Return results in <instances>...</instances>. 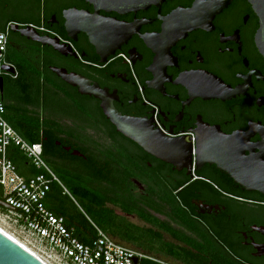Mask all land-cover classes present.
Returning <instances> with one entry per match:
<instances>
[{
  "label": "flooded vegetation",
  "instance_id": "af4514ba",
  "mask_svg": "<svg viewBox=\"0 0 264 264\" xmlns=\"http://www.w3.org/2000/svg\"><path fill=\"white\" fill-rule=\"evenodd\" d=\"M221 1L207 30L182 36L168 19L195 0L99 11L136 31L111 48L105 36L99 47L83 32L68 39L64 11L95 14L84 0H0L7 119L39 136L51 199L82 184L138 227L136 264H264L260 25L247 0ZM26 28L71 52L21 36Z\"/></svg>",
  "mask_w": 264,
  "mask_h": 264
},
{
  "label": "built area",
  "instance_id": "2783aa9c",
  "mask_svg": "<svg viewBox=\"0 0 264 264\" xmlns=\"http://www.w3.org/2000/svg\"><path fill=\"white\" fill-rule=\"evenodd\" d=\"M7 34L0 33V67L6 66ZM3 70L0 69V78ZM16 149L29 164L39 171L30 178L21 176L9 159V151ZM47 170L40 144L24 141L7 123L5 105L0 87V189L5 204L16 210L1 212L0 216L27 235L28 244L43 248L49 258L65 264H135L142 254L128 248L93 226L94 238L88 244L79 241L74 229L66 226L64 220L53 215L44 204L56 178H46ZM63 192L71 196L61 187ZM72 199V198H71ZM73 200V199H72ZM74 201V200H73ZM36 247V248H35ZM31 248L34 252L35 250ZM40 252V249H36ZM39 259L47 264L35 252ZM37 257V258H38Z\"/></svg>",
  "mask_w": 264,
  "mask_h": 264
},
{
  "label": "water",
  "instance_id": "95a60500",
  "mask_svg": "<svg viewBox=\"0 0 264 264\" xmlns=\"http://www.w3.org/2000/svg\"><path fill=\"white\" fill-rule=\"evenodd\" d=\"M95 8V14L77 12V10H69L63 12L64 29L70 41H76V34L78 32L85 33L92 45L101 46L99 39L105 36L112 43L111 48H114L121 43L126 42L131 33H136L132 28L118 25L116 21H109L99 17L98 12L125 14L128 12H136L146 10L150 6L160 7L166 0H84ZM252 6L253 11L259 19V29L256 34V45L259 52L264 57V0H247ZM227 2L218 0L211 2H204L203 0H195L193 6L187 10H177L174 12L169 22L177 23L176 34L182 36L188 32L203 29L207 30L211 19L218 14ZM125 30V32H123ZM165 30V29H164ZM167 31V29H166ZM21 36L30 39L42 46H49L60 54L66 55L71 52L70 45L61 44L58 39L52 38L49 35L40 36L35 29L26 28L19 31ZM121 34L120 36L118 35ZM3 71L6 66L0 67ZM0 87L2 89V79L0 78ZM160 142V141H159ZM170 140H161L163 148H170ZM0 208L12 211L17 209L5 204L0 200ZM137 261H135V264ZM0 264H45L33 253L24 249L14 240L0 232Z\"/></svg>",
  "mask_w": 264,
  "mask_h": 264
},
{
  "label": "trees",
  "instance_id": "16d2710c",
  "mask_svg": "<svg viewBox=\"0 0 264 264\" xmlns=\"http://www.w3.org/2000/svg\"><path fill=\"white\" fill-rule=\"evenodd\" d=\"M37 12L38 14L41 13V16L46 15L44 26H48L47 23L50 19V14L44 6L40 8L39 2H37ZM3 103L5 105L6 114L8 105L5 102ZM5 119L10 127L19 134L24 141L29 144L40 143L41 140L38 135L20 133L18 129L11 125L6 115ZM9 159L15 165L18 173L24 178H30L39 173V171L34 169L29 164L28 160L16 149H11L9 151ZM52 187L53 184L51 188ZM63 187L74 201L63 192L62 188L57 187L58 192L54 195V198L51 199L52 195L49 192L44 204L53 215L62 218L66 226L74 229V235L79 241L88 244L89 241L94 238L92 226L94 225L118 243L128 248L139 250L140 230L136 225L129 223L123 217L110 212L105 207V198L100 194H93L88 186L82 184H77V186L76 184H64ZM0 200H2L1 189ZM0 211L5 212V210L1 208Z\"/></svg>",
  "mask_w": 264,
  "mask_h": 264
},
{
  "label": "rangeland",
  "instance_id": "374dc122",
  "mask_svg": "<svg viewBox=\"0 0 264 264\" xmlns=\"http://www.w3.org/2000/svg\"><path fill=\"white\" fill-rule=\"evenodd\" d=\"M0 228L5 230L8 234L14 237L19 243H21L25 247L29 246L30 248H33V245H35V243L31 241L28 244L27 241L29 240L27 238V235L25 233H22L18 228H15L10 222L6 221L1 216H0ZM36 249H40V252H38ZM36 249H34L35 252H37L47 264H65V262L61 263L55 260L53 257L49 258V254L45 253L43 248L37 247Z\"/></svg>",
  "mask_w": 264,
  "mask_h": 264
},
{
  "label": "bare ground",
  "instance_id": "6f19581e",
  "mask_svg": "<svg viewBox=\"0 0 264 264\" xmlns=\"http://www.w3.org/2000/svg\"><path fill=\"white\" fill-rule=\"evenodd\" d=\"M0 232H2L3 234H5L6 236H8L9 238H11L12 240H14L16 243H18L20 246H22L24 249L28 250L29 252L33 253L36 257H38V255L29 247H25L23 246L21 243H19L14 237H12L10 234H8L5 230L0 228ZM40 258V257H38Z\"/></svg>",
  "mask_w": 264,
  "mask_h": 264
}]
</instances>
